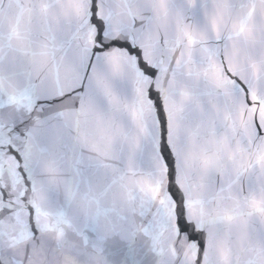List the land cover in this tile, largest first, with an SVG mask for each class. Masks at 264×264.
<instances>
[{
	"label": "snow or ice",
	"instance_id": "6c2138e0",
	"mask_svg": "<svg viewBox=\"0 0 264 264\" xmlns=\"http://www.w3.org/2000/svg\"><path fill=\"white\" fill-rule=\"evenodd\" d=\"M31 7L49 19L14 72L23 147L0 145L25 184L28 234L39 237L36 217L49 215L29 204L28 190L59 203L43 177L67 160L78 188L110 200L105 215L116 228L146 225L161 248V233L170 232L167 264H264V0H65L63 7L32 0ZM8 71L0 66V78ZM193 137L209 145L197 172L187 167ZM164 179L170 203L157 207L151 197ZM15 199L0 188L4 203ZM181 241L187 247L177 252Z\"/></svg>",
	"mask_w": 264,
	"mask_h": 264
},
{
	"label": "water",
	"instance_id": "95a60500",
	"mask_svg": "<svg viewBox=\"0 0 264 264\" xmlns=\"http://www.w3.org/2000/svg\"><path fill=\"white\" fill-rule=\"evenodd\" d=\"M72 2L79 3V0ZM31 3L32 0H0V66L9 69L6 76L0 78V145L11 143L23 147V139L15 129L17 117L25 110L22 86L14 72L28 43L42 41V30L49 19L48 13L34 12ZM64 3L65 0H59L61 7ZM189 23L193 22L189 20ZM228 31L230 29L226 28L225 34ZM129 83L134 84V81ZM164 94L167 97V85ZM9 97L16 99L9 101ZM183 131L189 134V129ZM206 152H209V145L193 137L187 154L189 171H199L200 154ZM36 158L33 150L24 167L30 168ZM158 167L163 175L162 161H158ZM220 171L228 175L231 168L224 167ZM43 179L48 181L51 194L59 197V203L49 194L28 190L29 204L49 212L46 219L37 215L35 223L43 231L34 238L26 228L28 206L20 203V197L25 196V184L20 180L17 161L7 152L0 155V188H6L16 197L14 202L7 204L0 200V210L10 208L17 213L8 216L0 211V264H167L171 259L169 231L160 235V241L167 242V246L161 248L153 239L152 229L146 225L138 223L126 231L116 228L105 215L111 207L110 200L95 197L93 190L84 184L78 188L79 178L71 161L66 160L62 169L50 170ZM128 182L136 184L137 179L130 177ZM166 190L167 180L164 179L151 197L155 206L170 203ZM115 198L126 200L122 194ZM61 212L64 215L61 216ZM186 247V241H181L177 252Z\"/></svg>",
	"mask_w": 264,
	"mask_h": 264
}]
</instances>
